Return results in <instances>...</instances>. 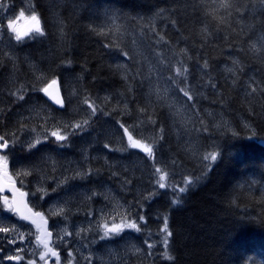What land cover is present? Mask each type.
<instances>
[{
  "label": "trees",
  "instance_id": "1",
  "mask_svg": "<svg viewBox=\"0 0 264 264\" xmlns=\"http://www.w3.org/2000/svg\"><path fill=\"white\" fill-rule=\"evenodd\" d=\"M6 2L11 17L35 11L45 32L18 42L0 26V136L18 146L19 184L27 188L43 173L82 191L72 201L66 196L64 221L97 216L101 191L111 188L130 218L144 217V264H264V147L257 143L264 139V3ZM53 80L62 107L41 90ZM17 90L23 100L12 95ZM29 111L38 116L23 114ZM85 120L83 130L72 127ZM25 127L67 139L26 152L18 141ZM124 128L151 144L154 158L129 147ZM213 152L216 161L203 159ZM60 165L63 172L52 170ZM156 167L168 173L165 188ZM186 177L193 182L179 192ZM87 190L96 196H83ZM164 217L172 260L162 255Z\"/></svg>",
  "mask_w": 264,
  "mask_h": 264
},
{
  "label": "rangeland",
  "instance_id": "2",
  "mask_svg": "<svg viewBox=\"0 0 264 264\" xmlns=\"http://www.w3.org/2000/svg\"><path fill=\"white\" fill-rule=\"evenodd\" d=\"M7 13L8 12L6 9L0 8V26H1V23L4 22L5 28L12 34V36L14 38H15V35L17 32H19L21 34L27 32L28 35H25L23 38L29 36L32 33L30 31V29L33 28L34 22L30 19L31 14L24 11L23 16H20L18 13L17 16L11 17ZM9 21H12L13 26L16 29L15 32L8 29L7 25L9 23ZM3 38L7 42L6 34H4ZM23 114L29 118H33V117L38 116V114L35 113L34 111H31V112L29 111L27 113L24 112ZM41 119H45V118H41ZM24 129H26V127ZM60 133H61V131H60ZM37 137L40 138L41 143L36 144L35 147L30 149L28 147V145L35 143V140ZM45 137H47V136L42 132V130H40L38 128H28V129L24 130L21 137H18V141H20V142L22 141V143H20L21 146L23 145V147L28 148V149H26V152H28V150L37 149L39 146L48 142L51 139L53 141H55L56 143H61V141H57L56 138L54 136H52L51 134H50L51 138L47 137V139H45ZM127 139H128V135H127ZM7 141L9 144H11V152H14L15 155H17L16 149L18 148V146L16 145L17 146V148H16V146L14 144L15 141H9V140H7ZM142 143H144V142H142ZM127 144L129 147H131L129 139L127 141ZM131 148H135V147H131ZM85 151H87V150H83L81 153L84 154ZM8 155H9V152H7L6 155L5 154L2 155V153H0V156H6L7 160H8ZM17 161H18V158H17ZM53 169H56V171H59V172H63V170H64L62 165H60L57 168L53 167L52 170ZM12 171H13V169H11L9 166H7L6 172L9 176H11V179L17 178L20 183L25 182V181H22V179L19 177L17 172L15 173ZM42 175H44V174L42 173ZM42 175L39 176V179L37 181L34 180L35 181L34 183L27 182L26 183L27 188L23 187L21 184H20V186L22 189H24L28 192V194L30 195V197L32 199L31 200L32 204L35 207L39 208V210L41 212L45 213V216L52 223L51 230L54 233L53 241L56 243V245H60L62 243H64V245H69L70 242L73 240V238L81 239L82 246L85 249L89 250V255L92 258V260L95 259L92 262V264H94V263L95 264H99V263L100 264H105V263L118 264V260L116 258H112L113 255H121V256H130L131 255L128 250L119 249V244H117V245L113 244V241L115 239H123L124 240L128 234L132 237L131 233H133L135 235V232L138 233L139 236H141L139 231H136L133 228L124 227L123 230L119 234L110 233L108 238H105V239L101 238L104 236V232L106 230L103 227L104 224H107L109 227H111L113 224H120L122 222L130 223L132 221H135L136 223H139L137 225L140 228V226H141L140 223L142 222L140 219L130 218L127 215V213L130 212V210H132V209H130L125 203L120 202L117 199H115L116 197L112 193V190H109L111 188L104 187L103 190L101 191L100 195H102V197H103V202L99 205V207L96 205L97 207H96V209H94V212L95 213L97 212V216L94 215L93 217H91L90 219H92V220L89 219V220H83V221H79V220L64 221L63 220V217H64L63 214L65 211L63 212V214L57 215L56 214L57 210L60 208H64V204L65 205L67 204V202L65 200L66 196L70 195V196H68V201H72L74 199L73 197L76 195L79 197V195L82 194V191L76 190L75 188L72 191L70 187H65L64 182H61V179H60L62 176L56 177L57 182H54L55 180H50V179H48L47 176H42ZM48 182H52V184L49 185V184H47ZM29 183H30V185H29ZM54 184L58 185L57 188H59L60 186H63V190H61L59 194H56V192H54V189L56 188V186H54ZM165 184H166V182H165ZM92 194H94L96 196L97 192H91V191L87 190L83 193V196L89 197ZM37 195H38V198L36 197ZM113 200H115L114 204L111 205ZM140 200L138 199L137 201H140ZM3 203H4V200H3ZM89 204H91V202H89ZM4 205H5V203H4ZM125 207L129 208L130 210L126 209ZM64 210H65V208H64ZM125 216H127V217L125 218ZM140 216H141V213H140ZM8 220H10V218H8L5 215V213H0V226L11 227V226H14L13 224L16 223V222H14V223L8 222ZM91 222H94V223H91ZM20 226L21 227L19 229L16 227L17 228L16 233L9 232V234L7 236L4 233H0V242H2V246H4L6 248L7 254H9V255L17 254V255L25 256V260H26V261L24 260L25 264H39V260L41 261L40 264H43L44 260L40 259V253L44 252V248H43V246L38 245L37 241H36V237L39 235V230L36 227H34L33 225H30L28 223H27V225L20 224ZM92 226L94 227V231L89 230V227H92ZM65 230H67V232L70 233V235H66ZM98 230H100V231H98ZM20 234H23V240L19 239ZM94 235L96 236V238L94 240L91 239V241H90L91 244H90L88 242V240H90V238L93 237ZM164 235L165 234L163 233V235L161 236L162 240H163ZM139 236L137 239L129 238L128 240L131 241L132 243L128 244V245L129 246L131 245V247H133L135 250H138L139 254L142 252V248H143V256H144V252H145V250H144V239H143V237L141 238ZM13 238L16 240V242L14 244H9L7 242L8 239H13ZM85 239L87 240V242ZM101 240L102 241L106 240V241L110 242V244H112V245L105 247L103 249L104 251H101V252L97 251L98 256H95L94 255V246L96 247L97 244ZM123 240H120V245H122L125 242V240L124 241ZM157 240H159V238ZM94 241H96V242H94ZM92 242H93V244H92ZM75 246L81 247V245L78 242L75 243ZM147 247H148V244H147ZM21 249H22V251H21ZM90 252H91V254H90ZM70 253H71V255L68 254V256L70 258H72L74 253H73V251H71ZM144 257H146V256H144ZM153 260H157V257L153 256ZM138 263L139 262H137V264ZM55 264H57V261H55ZM59 264H64V263H62V259H59Z\"/></svg>",
  "mask_w": 264,
  "mask_h": 264
},
{
  "label": "snow or ice",
  "instance_id": "3",
  "mask_svg": "<svg viewBox=\"0 0 264 264\" xmlns=\"http://www.w3.org/2000/svg\"><path fill=\"white\" fill-rule=\"evenodd\" d=\"M261 2L264 3V0H261ZM221 6L224 7V8H229V7H231V4L228 3V2H225ZM0 8H4V9L7 8V2H6V0H0ZM19 15L20 16H23L24 15V11L22 10L19 13ZM30 19L34 22V26H33V28L30 29V31L31 32H34L38 36H44L45 35V32H44V29L41 26V21H40L39 15L35 11H33L31 13ZM7 27H8L9 30H11L13 32L16 31V29L13 26L12 21H9ZM25 35H28V33L25 32V33L21 34V33L17 32L16 35H15L16 41H18V42L21 41ZM32 38L35 39V37H32ZM107 46L108 45H105V47H107ZM253 47L255 48V45H253ZM124 55L127 56V53H124ZM204 67L205 68L207 67V63L206 62H205ZM183 71L184 72H187V68H184ZM176 73H177V75H180L181 74V68L178 67L176 69ZM39 78L40 77H38V79ZM52 83L55 84L56 81L53 80ZM49 87H51V85H49ZM41 90L43 92H45V94H48V88H43ZM182 91H184V90L182 89ZM252 91L255 92L256 89L253 88ZM12 95L16 96L18 100H23L24 99L23 94H20V90H17V92L12 93ZM184 95L185 96H188V99L189 100L192 99L191 95H189V93L187 91H184ZM84 102L87 103L88 106L93 109V113H95L96 109H95L94 105L87 98L85 99ZM57 103H59L61 106H63V101L62 100H58ZM87 123H88L87 120H85L83 122H77L72 127L74 129H81V130H83L84 125H87ZM121 127L123 128L124 126L121 125ZM124 132H125L126 135H128V139H129V142H130V146L131 147L139 148L143 152H145L150 158H154L153 148H152V145L151 144H145V143H142L139 140H134L133 137H132V135L129 134L127 128H124ZM50 134L52 136H54L57 141H64V140L67 139V135H62L59 130L53 131ZM45 139H47V137H45ZM0 141H3V143L0 144V149H4V148H7L8 147V141L5 140L4 136H0ZM39 143H41V140H40L39 137H37L36 140H35V143L29 144L28 147L31 149V148L35 147L36 144H39ZM64 146L65 145H63V144L60 145V147H64ZM105 147H107V145H105ZM203 159L204 160L211 159V161H216L217 160V154L215 152L210 153L208 155H205L203 157ZM6 165H7V157L6 156H0V167H2L4 169V175L5 176H7ZM155 173L158 174L157 184L159 185L160 188H164L166 186L165 181H166V178H167L168 173L166 171H163L159 167H156L155 168ZM23 174L24 175H29L30 173L26 171ZM77 175H81V173H77ZM192 182H193L192 181V178L186 177L185 178V186L184 187H180L178 189L179 192H185L187 190V185L191 184ZM13 191L15 192V191H18V190L13 189ZM21 195H23V193H21ZM3 199H4L5 205L9 208V210H11V204H9V201H8L7 197H4ZM179 202H180L179 201V198H175L173 200V204H177ZM64 211H65L64 208H60V209L57 210V213L56 214L57 215L63 214ZM34 215L40 216V213H35ZM21 218L22 219H28V217H26V216H22ZM139 219L141 221H143L144 220V217L143 216H140ZM32 222L35 223L34 220ZM45 223H46V221H45ZM103 227L106 230L104 232V236L101 237L102 239L108 238L110 233H112V234H119L123 230L124 227H129V228L135 229L136 231H140V228L138 227V225H137V223L135 221H132L130 223L122 222L120 224H113L111 227H109L107 224H104ZM9 232L16 233L17 232L16 226H11V227H9V226H0V233H4L7 236L9 234ZM160 232H162V233L165 234L164 237H163V240H162L163 248H164V251H163L162 255H163V257L165 259L172 260V259H174V257L171 255V252L169 250V238L172 236V232L169 230L167 217H164L163 227L160 229ZM65 234L66 235H70V233H68L67 230H65ZM51 235H52L51 232H48L47 230H45L42 235H38L36 237L37 244L40 245V246H43V248H44V252L40 253V259L41 260H45V257L48 256L49 253H50L52 256L57 257V264H59L58 254L50 247V238H51ZM19 239L20 240H23V234H20L19 235ZM7 242L9 244H14L16 242V240L14 238L13 239H8ZM148 247L149 248H152L153 245L152 244H148ZM21 251H22V249H21ZM69 255H71V253H69ZM8 259H16V260H19V259H22V258L19 257V256H16V257H11L10 256V257H8ZM89 259H90V257H89Z\"/></svg>",
  "mask_w": 264,
  "mask_h": 264
},
{
  "label": "flooded vegetation",
  "instance_id": "4",
  "mask_svg": "<svg viewBox=\"0 0 264 264\" xmlns=\"http://www.w3.org/2000/svg\"><path fill=\"white\" fill-rule=\"evenodd\" d=\"M2 143H3V141H0V144H2ZM7 152H9V155H8V160H7V165H6V171H7V166H9L11 169H13L12 172L16 173L17 171H16V168H15L14 163H13L15 161V159H16V155H15L14 152H11V144H9V143H8V147L7 148L0 149V153H2V155H4V154L6 155ZM0 175L2 176V178L5 181H7V182H15L21 188V186L19 184L20 182L18 181L17 178L11 179V176H9L8 174H7V176L4 175V169L2 167H0ZM4 197H7L8 201H9V204H11V210H9V208L4 205V203H3V200H4L3 198ZM28 197H29L30 206L35 211H40L39 208L35 207L32 204L31 197H30L29 194H28ZM0 213H5V215L8 218H10V220H8V222H11V223L16 222L13 225L16 226L18 229L21 227L20 224L27 225V222H25L24 220H21L18 217V215L14 212V210H13V198H12V196L10 194H5V195H1L0 194ZM44 215H45V213H44ZM131 234H132V237L128 234L127 237L124 239L125 242L122 245H120V240H123V239H115L113 241V244H116V245L119 244V249H126L131 254L130 256L113 255L112 258H116L118 260V264H137V262H139L138 264H144V257L142 255L143 254V248H142V252L139 254L137 250H135L133 247H131V245L130 246L128 245V244L132 243L128 239L129 238H134L135 235L139 236V234L136 233V232H135V235L133 233H131ZM92 240H94V239H92ZM76 242H78L81 245V247L80 246H78V247L75 246ZM99 243L103 244V248L98 249V247L94 246V251H95L94 255L95 256H98L97 251H99V252L104 251L103 249L105 247H108V246L112 245V244H110V242H108L106 240L105 241L101 240ZM51 247H52V249L54 251H56V253L58 254L59 259H62V263H64V264H84V263L85 264H92V262L94 261V260H92V258L89 255V250L85 249L82 246L81 240L79 238H73V240L70 242L69 245H64V243H62L60 245H56V243L53 241ZM70 248L73 249V250H71ZM71 251H73V253H74L72 258H70L68 256V254ZM78 255H79V257H78ZM10 256L11 257L19 256L22 259H19V260L8 259V257H10ZM84 256H85L86 260L84 259ZM80 257H82V258H80ZM89 257H90V259H89ZM48 259H49V256H46L43 264H45L46 260H48ZM24 260H25V256H21V255H17V254H14V255L7 254L6 248L4 246H2V242H0V264H25L26 260L25 261ZM54 260L57 261V257H55ZM54 260H52V262ZM55 261L53 263L51 262V264H55ZM40 262L41 261L39 260V264H40ZM105 264H109V263H105Z\"/></svg>",
  "mask_w": 264,
  "mask_h": 264
},
{
  "label": "water",
  "instance_id": "5",
  "mask_svg": "<svg viewBox=\"0 0 264 264\" xmlns=\"http://www.w3.org/2000/svg\"><path fill=\"white\" fill-rule=\"evenodd\" d=\"M49 85H51V87H49ZM49 85L45 87V88H48V94H45L44 92V95L55 106L62 107L59 103H57L58 100L63 101V96H62L61 89H60L58 82H56L55 84L51 82ZM257 143L261 145L262 147H264V139L258 140ZM13 189H16L18 191L14 192ZM21 193H23V195H21ZM0 194L1 195L10 194L12 196L14 212L18 215V217L21 220H24L28 224H31L37 229H39V235H42L45 230L52 233L51 238H50V247H51V244L53 242L54 233L50 229V220L46 218L42 212H38L32 209V207L29 204L27 192L20 189L17 183L5 181L0 175ZM35 213H40V216L34 215ZM22 216H26L28 217V219H22L21 218ZM33 220L35 221V223L32 222ZM48 256H49V259L46 260L45 264H51L52 260H54L55 258V256H52L50 253Z\"/></svg>",
  "mask_w": 264,
  "mask_h": 264
},
{
  "label": "bare ground",
  "instance_id": "6",
  "mask_svg": "<svg viewBox=\"0 0 264 264\" xmlns=\"http://www.w3.org/2000/svg\"><path fill=\"white\" fill-rule=\"evenodd\" d=\"M19 142H20V141H19ZM21 142H22V141H21ZM22 146H23V145H22ZM16 148H17V146H16ZM14 162H15V161H14ZM29 185H30V183H29ZM31 185H32V184H31ZM65 187H66V186H65ZM33 193H34V192H33ZM36 197L38 198V195H37ZM48 197H49V196H48ZM50 197H51V196H50ZM37 198H36V199H37ZM31 200H32V199H31ZM37 201H38V200H37ZM47 201H48V200H47ZM42 211H43V210H42ZM45 211H46V210H45ZM84 236H85V235H84ZM94 237H95V236H94ZM80 240H81V239H80ZM85 240H86V239H85ZM86 242H87V240H86ZM88 242L91 244V242H90L89 240H88ZM94 242H96V241H94ZM92 244H93V242H92ZM65 247H66V246H65ZM68 247H69V246H68ZM88 248H89V247H88ZM70 249H71V248H70ZM70 249H69V250H70ZM71 250H73V249H71ZM91 250H92V249H91ZM85 251H86V250H85ZM92 251H93V250H92ZM94 252H95V251H94ZM81 253H82V252H81ZM81 253H80V254H81ZM90 254H91V252H90ZM80 256H81V255H80ZM78 257H79V255H78ZM80 258H82V257H80ZM99 258H100V257H99ZM105 258H106V257H105ZM84 259H85V256H84ZM84 259H83V260H84ZM87 259H88V258H87ZM81 260H82V259H81ZM85 260H86V259H85ZM94 260H95V259H94ZM107 260H108V259H107ZM87 261H88V260H87ZM99 261H100V260H99ZM101 261H102V260H101ZM103 261H104V260H103ZM108 261H109V260H108ZM97 262H98V261H97ZM82 263H83V262H82ZM84 264H85V263H84ZM99 264H100V263H99Z\"/></svg>",
  "mask_w": 264,
  "mask_h": 264
}]
</instances>
